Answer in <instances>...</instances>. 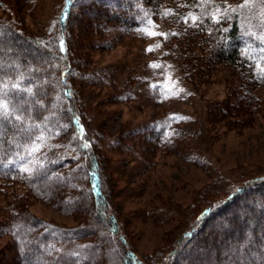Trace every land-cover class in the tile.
<instances>
[{"label":"rangeland","instance_id":"374dc122","mask_svg":"<svg viewBox=\"0 0 264 264\" xmlns=\"http://www.w3.org/2000/svg\"><path fill=\"white\" fill-rule=\"evenodd\" d=\"M154 1L78 0L62 26L63 0H0V23L50 48L64 33L66 54L54 65H71V99L91 131L112 188L107 211L114 214L118 235L135 259L164 264L172 244L198 214L208 211L210 216L185 247L193 241L201 245L206 237L219 245L218 234L232 224L236 209L244 210L246 194L220 213L213 206L248 179L264 175V85L243 86L246 70L237 73L209 63L213 35L218 29L225 32L234 19L248 40L259 36L264 0H252L246 8L238 7L244 0H160L157 8ZM134 8L138 19L131 16ZM69 106L60 104L59 116ZM61 121L57 126L66 128ZM161 121L168 124L164 136L153 138ZM59 131L48 140L55 145L49 154L55 159L76 152L71 130ZM80 159L79 165L84 164ZM24 169L28 173L33 167ZM19 182L13 176L0 178V264H14L10 236L3 230L21 211L62 230L88 218L64 211V200L83 195L81 179L71 190L55 191L53 201L49 190L36 196ZM257 194L264 197V191ZM249 224L243 235H250ZM240 233L233 235L242 238ZM258 247L264 255V241ZM177 258L187 263L184 253Z\"/></svg>","mask_w":264,"mask_h":264},{"label":"trees","instance_id":"16d2710c","mask_svg":"<svg viewBox=\"0 0 264 264\" xmlns=\"http://www.w3.org/2000/svg\"><path fill=\"white\" fill-rule=\"evenodd\" d=\"M159 1L153 2L155 8ZM77 2L78 0H63L59 13L62 26L68 21ZM262 8L264 12V4ZM134 9L131 16L138 19L136 8ZM186 9V6L181 7L180 13L184 14ZM262 16V26L256 38L248 40L244 37L239 30V20L235 19L225 32L218 29L219 37L218 34L213 35L215 46L209 63L225 65L235 69L237 73L246 70L248 78L243 80V86L264 85V51H261L264 49V13ZM181 21L173 20V23ZM9 25L4 21L0 23V99L8 104V114L0 117V178L13 176L20 179L26 189L36 196L42 197L49 190L52 201L56 197L53 196L55 191L65 188L71 190L70 187H76L77 180L81 179L85 184L83 195L69 196V199L64 200V211L81 212L88 217L86 222L62 230L43 224L41 220L21 211L19 216L10 219L11 226L3 230L10 236L12 263L149 264L143 259H135L131 247L118 235L114 214L107 211L106 202L109 189L112 188L108 187L109 176L103 173L101 154L91 131L81 116V110H77L71 99L67 85L71 65L67 64L59 69L54 65L66 54L64 33L59 35L60 41L50 48L44 43H36ZM18 49L21 50L20 53ZM42 78L47 82H40ZM13 85L17 87L14 88ZM248 93L250 92L246 91ZM65 103L70 106L67 110H61L62 116H59L57 111L60 104ZM60 121L71 130L75 139V144L71 147L76 152L57 159L51 156V159L49 154L55 145L48 144V140L61 134L59 130H66L64 126H57ZM167 126L161 121L154 130L153 138L163 137ZM35 158L37 164L33 162ZM80 158L84 164L79 165ZM27 164L32 165L36 171L31 169L28 174L24 169ZM65 167L71 170L55 174L57 169ZM244 185L213 206V212L220 213L239 196L246 194L242 205L244 210L239 213L238 209H234L235 220L218 234L216 239L221 244L207 240L206 237L201 245L193 241L185 247L204 228L210 216L208 211L198 214L192 226L179 234L172 244L163 259L164 264H184L185 261L177 263L176 260L181 253L187 257L186 264H264V255L259 252L258 247L264 241V197L256 198L259 191H264V175L250 178ZM256 217L260 218V222ZM249 223H252L251 226ZM248 224L247 228L251 232L250 235L247 233L249 237L243 235V227ZM238 232H241L242 238L238 234L234 237L233 233ZM57 248L62 249L58 256L55 255ZM71 252H76L78 257L84 258L83 261L80 262ZM210 256L214 258L211 260Z\"/></svg>","mask_w":264,"mask_h":264},{"label":"snow or ice","instance_id":"6c2138e0","mask_svg":"<svg viewBox=\"0 0 264 264\" xmlns=\"http://www.w3.org/2000/svg\"><path fill=\"white\" fill-rule=\"evenodd\" d=\"M251 2H252V0H244V3L241 5H238V7L246 8L250 5ZM193 19H195V18H193ZM185 22H187V21H185ZM164 36H165V38H167V34H164ZM262 39H264V38H262ZM151 50L152 49H149V51H151ZM261 51H264V49H261ZM151 66L153 68L157 67L156 65H151ZM13 87L15 88V87H17V85H13ZM28 91H31V90L29 89ZM7 109H8V104L5 103L3 101V99H0V117H3V116L8 114ZM17 119H19V117H17Z\"/></svg>","mask_w":264,"mask_h":264}]
</instances>
